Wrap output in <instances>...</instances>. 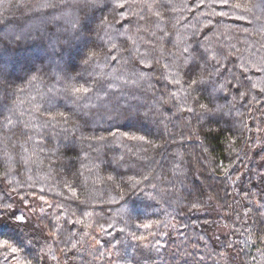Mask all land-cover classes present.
<instances>
[{
  "label": "trees",
  "instance_id": "1",
  "mask_svg": "<svg viewBox=\"0 0 264 264\" xmlns=\"http://www.w3.org/2000/svg\"><path fill=\"white\" fill-rule=\"evenodd\" d=\"M0 264H264V0H0Z\"/></svg>",
  "mask_w": 264,
  "mask_h": 264
},
{
  "label": "snow or ice",
  "instance_id": "2",
  "mask_svg": "<svg viewBox=\"0 0 264 264\" xmlns=\"http://www.w3.org/2000/svg\"><path fill=\"white\" fill-rule=\"evenodd\" d=\"M193 83H195V81H193ZM13 251H15V249H13Z\"/></svg>",
  "mask_w": 264,
  "mask_h": 264
}]
</instances>
